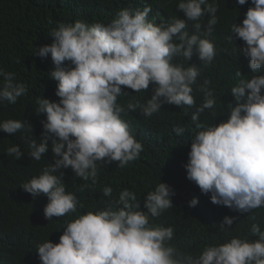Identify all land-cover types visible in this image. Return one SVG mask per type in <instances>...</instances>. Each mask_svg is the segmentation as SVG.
<instances>
[{
    "label": "clouds",
    "instance_id": "1",
    "mask_svg": "<svg viewBox=\"0 0 264 264\" xmlns=\"http://www.w3.org/2000/svg\"><path fill=\"white\" fill-rule=\"evenodd\" d=\"M236 3L245 5L248 0ZM251 5L242 24H232L231 32L244 42L241 51L249 58L251 72L260 73L264 71V0H251ZM176 7L186 19L155 24L148 20L149 5L143 10L121 9L107 25L61 22L50 32L52 43L37 49L38 57L51 56L55 67L49 76L58 82L55 95L59 101L37 98L35 112L44 114L46 120L41 121L40 142L29 141L28 155L40 161L49 151L50 140L54 163L45 164L36 176L21 171L16 178L33 198H47L44 210V201L39 206L46 219L77 212L80 201L66 191L63 181L78 182L80 187L91 180L95 185L98 171L107 170L112 162L123 168L138 159L144 146L132 135L123 115L127 111L136 114L133 111L139 108L150 117L164 104L195 107L191 121L198 131L184 165L187 179L202 194L210 193L215 205L239 213L264 207V75L240 79L231 88L235 106L228 104L226 120L215 125L199 123L205 109H214L216 98L205 80L198 86L204 93L203 103L196 106L192 86L200 68L174 61L177 57L189 61L196 53L204 65L212 63L217 53L208 37L218 23L219 5L216 0H180ZM205 16L209 19L202 25ZM188 21L195 22L193 34L187 30ZM235 75L241 77V71ZM0 77V102L15 104L27 93V86L15 81V73L0 69ZM150 85L153 94L146 103L130 102L126 109L117 102L128 94L122 86L138 93ZM22 129L32 131L33 127L15 119L0 122V130L8 134ZM184 131L174 128L177 135ZM6 154L17 160L24 156L18 145L8 147ZM102 192L111 197L113 189L105 186ZM174 195L171 186L160 182L144 197L145 211L137 195L125 189L104 210L89 211L68 222L58 243L48 239L33 251L28 244L25 255L37 264H264V231L256 223L251 232L257 239L232 237L222 244L205 245L199 254L170 244L174 228L152 221L174 206ZM197 204V198L188 202L190 208ZM235 219L225 216L221 228L232 226Z\"/></svg>",
    "mask_w": 264,
    "mask_h": 264
},
{
    "label": "trees",
    "instance_id": "2",
    "mask_svg": "<svg viewBox=\"0 0 264 264\" xmlns=\"http://www.w3.org/2000/svg\"><path fill=\"white\" fill-rule=\"evenodd\" d=\"M180 0H0V69L15 73V81L24 83L28 91L18 98L15 104L7 101L0 102V122L8 119L26 121L32 124L33 130L22 129L15 134L0 130V264H37L26 257L27 245L31 244L32 251L38 245L50 239L59 242L66 224L79 215L87 212L104 210L108 204L118 198L125 189L133 191L143 208V199L148 192L155 190L160 182L171 186L175 195L171 197L173 207L165 210L161 216L153 219L154 224L174 228V238L170 244L182 252L199 254L205 245L222 244L232 237H243L255 240L251 226L259 224L264 231V207L254 209L250 213H239L226 206L215 205L209 194H202L199 187L187 179L184 165L188 161L191 140L198 131L192 124L191 116L195 107L164 104L158 113L145 116L137 108L136 112L127 111L123 118L129 122L134 137L142 142L144 150L135 161H131L123 168L118 162H112L107 170L98 171L97 183L91 180L82 185L88 187L80 190L78 182L63 181L66 191L73 192L79 199L77 212L48 220L44 216L47 204L45 196L33 198L25 192L20 184L17 173L39 171L42 173L46 166L54 163L49 140V151L40 161L32 159L29 141L36 139L39 143L44 131L41 124L46 120L44 114L37 115L35 109L37 98H46L58 102L55 95L57 81L50 78V71L54 69L51 56L40 58L35 55L37 49L52 43L50 32L58 23H74L83 20L88 24L101 22L107 25L116 18L119 10L132 8L143 10L151 6L148 20L159 24L171 22L173 18L186 19L182 11L177 10ZM211 3L212 0H209ZM219 8L218 23L211 37L215 44L216 56L209 65H204L196 53L189 61L183 57L175 58L174 62L183 63L185 67L196 64L200 68V75L193 87L192 95L196 106L203 103L204 93L198 86L209 83L206 87L212 90L216 98L214 109H205L199 117V123L215 125L226 120L230 114L228 104L235 106L231 95V88L240 79L249 80L253 75L248 67L249 58L241 49L245 46L231 32L234 23L242 24L247 9L252 6L251 0L245 5H238L236 0H216ZM209 17L202 18V25H206ZM193 21H188V31L195 33ZM231 37V40L229 39ZM203 38V36L201 37ZM241 71L242 76L235 74ZM3 77H0V84ZM152 85L144 92H134L122 86L128 94L118 97L117 102L127 109L128 103L141 104L151 98ZM215 113V115L213 114ZM183 127L181 135L174 132V128ZM18 145L24 156L16 159L6 154V149ZM100 170V168H98ZM36 176V175H35ZM113 189L111 197L103 195V188ZM198 199L195 207H189L188 202ZM43 203V210L39 206ZM225 216L236 217L232 226L221 228ZM255 216V219L251 217Z\"/></svg>",
    "mask_w": 264,
    "mask_h": 264
}]
</instances>
